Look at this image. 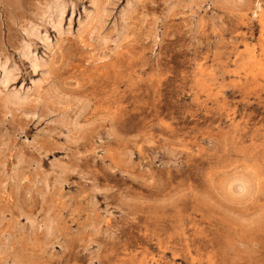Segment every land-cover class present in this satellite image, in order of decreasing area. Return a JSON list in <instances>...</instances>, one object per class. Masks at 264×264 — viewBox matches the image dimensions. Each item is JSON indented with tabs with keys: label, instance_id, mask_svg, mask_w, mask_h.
<instances>
[{
	"label": "rangeland",
	"instance_id": "rangeland-1",
	"mask_svg": "<svg viewBox=\"0 0 264 264\" xmlns=\"http://www.w3.org/2000/svg\"><path fill=\"white\" fill-rule=\"evenodd\" d=\"M2 67L0 264H264V0H0Z\"/></svg>",
	"mask_w": 264,
	"mask_h": 264
},
{
	"label": "bare ground",
	"instance_id": "bare-ground-1",
	"mask_svg": "<svg viewBox=\"0 0 264 264\" xmlns=\"http://www.w3.org/2000/svg\"><path fill=\"white\" fill-rule=\"evenodd\" d=\"M62 5H60V4H57L56 2H54L52 5H51V7H49V10H48V12L49 13H51L52 15H54V16H50L51 18H55V17H58V16H60L62 13H61V11H62ZM46 14V13H45ZM49 15V14H48ZM49 17V16H48ZM46 18V17H45ZM48 19V18H47ZM52 20V19H51ZM54 20H56V19H54ZM51 23V22H50ZM35 30V29H34ZM32 55V54H31ZM31 59V58H30ZM33 67V66H32ZM11 78V72L10 71H8V70H6L5 68H3L2 67V71H1V73H0V83L2 84V83H7L8 81H9V79ZM12 96V95H11ZM15 99V101H18V98L16 99V97L14 98ZM240 180H241V178H240ZM239 185H240V183H239ZM241 188V187H240ZM47 222V221H46ZM50 224V223H49Z\"/></svg>",
	"mask_w": 264,
	"mask_h": 264
}]
</instances>
